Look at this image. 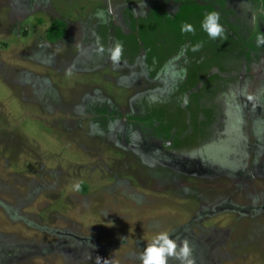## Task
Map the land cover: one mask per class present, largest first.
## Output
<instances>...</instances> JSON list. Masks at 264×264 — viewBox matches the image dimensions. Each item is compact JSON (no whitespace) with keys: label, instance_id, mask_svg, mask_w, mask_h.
<instances>
[{"label":"rangeland","instance_id":"1","mask_svg":"<svg viewBox=\"0 0 264 264\" xmlns=\"http://www.w3.org/2000/svg\"><path fill=\"white\" fill-rule=\"evenodd\" d=\"M259 35L264 0H0V264H264Z\"/></svg>","mask_w":264,"mask_h":264},{"label":"clouds","instance_id":"2","mask_svg":"<svg viewBox=\"0 0 264 264\" xmlns=\"http://www.w3.org/2000/svg\"><path fill=\"white\" fill-rule=\"evenodd\" d=\"M98 16L103 18V13H97ZM220 16L216 11H209L205 14L201 21V29L212 40L217 38H223L224 28L220 24ZM182 33H194L195 28L191 23H184L181 26ZM257 46H264V35L257 36ZM202 47L201 44L193 46V51H198ZM103 48L100 49L102 53ZM109 59L116 66L122 61L123 45L120 42H116L108 50ZM189 103L188 97H183V104ZM75 189L79 190L81 187L80 182L75 184ZM142 264H169L170 260H174L176 264H195L193 257V247L187 239L179 240L174 239L166 231L157 233L151 240L142 254L140 255ZM97 264H107V260H103L97 257Z\"/></svg>","mask_w":264,"mask_h":264},{"label":"trees","instance_id":"3","mask_svg":"<svg viewBox=\"0 0 264 264\" xmlns=\"http://www.w3.org/2000/svg\"><path fill=\"white\" fill-rule=\"evenodd\" d=\"M67 23L64 20H56L48 31V37L52 41H57L64 36Z\"/></svg>","mask_w":264,"mask_h":264}]
</instances>
